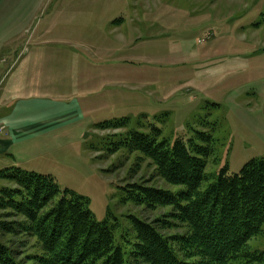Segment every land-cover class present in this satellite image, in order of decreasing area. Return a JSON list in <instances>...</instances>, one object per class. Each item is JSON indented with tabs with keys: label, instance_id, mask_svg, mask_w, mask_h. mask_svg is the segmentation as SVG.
<instances>
[{
	"label": "rangeland",
	"instance_id": "obj_1",
	"mask_svg": "<svg viewBox=\"0 0 264 264\" xmlns=\"http://www.w3.org/2000/svg\"><path fill=\"white\" fill-rule=\"evenodd\" d=\"M19 106L34 120L12 135L0 127V172L54 178L111 230L127 264H146L134 220L183 258L175 209L140 194L178 197L187 187L167 183L131 138L201 147L199 192L219 172L264 159V0H0V118ZM76 109L73 121L44 124ZM37 122L46 127L33 133ZM14 213L0 208V222L21 223ZM0 241L21 264L40 254L21 234ZM246 247L264 264V228Z\"/></svg>",
	"mask_w": 264,
	"mask_h": 264
},
{
	"label": "trees",
	"instance_id": "obj_2",
	"mask_svg": "<svg viewBox=\"0 0 264 264\" xmlns=\"http://www.w3.org/2000/svg\"><path fill=\"white\" fill-rule=\"evenodd\" d=\"M131 139L167 183L187 187L178 197L141 192L152 203L172 206L177 222L186 229L185 236L173 239L186 254L182 258L158 228L134 220L137 252L144 263H262V253H251L246 246L264 228V159L249 161L238 174L219 172L215 181L199 192L205 164L197 156L206 155L201 147L180 139L169 148L166 141L157 142L143 134ZM0 176L15 185L0 189V208L11 209L23 219L14 224L0 222V235L33 238L40 254L32 264H127L122 249L113 244L111 230L97 223L85 201L62 191L54 178L20 168L6 169ZM0 264H21L1 241Z\"/></svg>",
	"mask_w": 264,
	"mask_h": 264
},
{
	"label": "crops",
	"instance_id": "obj_3",
	"mask_svg": "<svg viewBox=\"0 0 264 264\" xmlns=\"http://www.w3.org/2000/svg\"><path fill=\"white\" fill-rule=\"evenodd\" d=\"M41 104H42V108L58 107V105L54 106V105H51V104L46 103V102H42ZM22 108H23V105H22ZM78 116H79V110L78 109H76V112H70V111L66 110L65 112H60V114L58 116H56L55 118L50 119L48 121H45L44 124H48L49 122H53L55 124L60 125L62 123L63 124L66 123L68 121H73ZM26 118L27 119L30 118L31 121L34 120L32 115H30V114L24 115L23 114V110H21V106L15 107L13 110V113L11 115H7L5 117L0 118V127H2L3 131H6V134L8 133V135H12V133H19L21 131V128H20L21 125L20 124ZM30 126H31L30 129L25 127L26 128L25 131H30V132L33 131V122L30 123ZM37 126H38V128L33 133H38L39 128L46 127V125H44V126L40 125L38 122H37Z\"/></svg>",
	"mask_w": 264,
	"mask_h": 264
}]
</instances>
